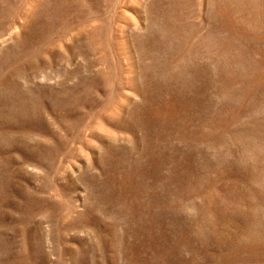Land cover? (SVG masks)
<instances>
[{"label": "rangeland", "instance_id": "374dc122", "mask_svg": "<svg viewBox=\"0 0 264 264\" xmlns=\"http://www.w3.org/2000/svg\"><path fill=\"white\" fill-rule=\"evenodd\" d=\"M0 264H264V0H0Z\"/></svg>", "mask_w": 264, "mask_h": 264}]
</instances>
